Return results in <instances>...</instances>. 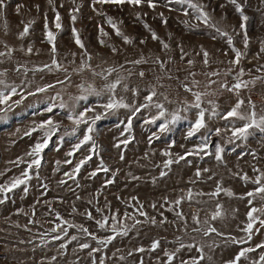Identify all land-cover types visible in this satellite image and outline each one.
Instances as JSON below:
<instances>
[{
  "label": "rangeland",
  "instance_id": "obj_1",
  "mask_svg": "<svg viewBox=\"0 0 264 264\" xmlns=\"http://www.w3.org/2000/svg\"><path fill=\"white\" fill-rule=\"evenodd\" d=\"M155 2L157 7L154 10L146 2L140 6L95 5L99 12L113 17L124 35L131 38L132 43L127 44L106 23L105 16L93 10L92 0H75L74 4L72 0H53L52 4L48 0H5L6 7L0 9V52L5 53L0 56V73H4L0 79L6 85L17 87L18 93L25 98L19 104H12V101L21 100L22 96L12 97L9 101L11 111L0 122V184L10 182L11 178L20 176L27 168V163L17 162L20 158L26 162L31 159L26 153L40 139L41 133L25 136V132L49 117L60 127L42 154L38 176L37 170L33 169L28 191L25 193V186L21 185L8 193L4 203H0V264H169L166 253L174 257L171 264H192L194 258L199 259L201 247L204 258L199 260V264H229L241 250L247 248L254 251L247 252L239 264H264L260 261L264 247H259L264 244V227L255 222L251 239L244 231L249 223L247 213L250 208H264V194H258L254 199L246 197V193L257 187L252 181L264 173V133L251 129L252 134L247 140L232 138L233 142L230 143L231 127H240L244 122L236 118H222L239 99L244 100L240 109L242 113L251 111V100L258 116L264 115V52L261 51L264 47V2L238 0L249 17L246 22L248 47L245 48V30L240 27L241 17L234 5L228 0H193V3L205 6L213 22L227 31L233 38L235 48L245 54L238 65L229 63L235 53L227 38L197 21L193 9L175 3L167 5L166 0ZM75 7H79L78 13H72ZM185 11H188V16L184 15ZM57 12L61 29L55 27ZM72 14L77 16L74 23ZM25 25L29 26V32L21 39L19 34ZM191 25L199 27H189ZM101 27L108 33L107 36L101 35ZM73 28L92 54V69L96 72L110 67L118 69L108 77V81L94 76L88 69L75 71L81 65V49L75 43ZM49 29L55 35V55L46 39ZM152 32L159 39H153ZM101 40L106 42L105 45L100 43ZM164 43L169 45L168 49L163 48ZM112 46L118 51L114 53ZM29 47L32 48L30 54L27 51ZM205 50L209 53L208 64L203 62ZM141 58L147 63H131ZM157 58L164 67L155 62ZM53 59L63 66L61 70H37L52 64ZM241 68L244 70L242 79L254 83L241 89L239 95L222 89V83L231 87L235 74ZM229 69L232 75L225 76ZM141 71L145 73L143 78L139 75ZM212 72H219L220 75H207ZM117 77H125L116 89L117 98L123 97L125 102L139 107L145 102L147 90L155 87L157 95L154 102L164 105L165 116L156 124H150L146 121L159 112L155 107L142 108L138 112L121 108L107 113L96 122L93 134L96 154L75 174V179H71L65 173H72L76 164L90 154L89 145H84L74 156L67 155L74 144L82 139L86 126L81 125L76 136H65L61 143L59 137L74 127L66 118L67 110L57 107L53 113H47L44 109L50 104L59 105L61 100L71 107L75 103L74 98L83 94L78 85H91L102 90L106 83L115 81ZM57 81L66 83L59 84ZM194 81H198V85ZM50 84L55 86L44 92L36 91ZM124 84L129 86V91L123 90ZM185 86L193 92L215 93L202 97V107L208 110L205 114L207 127L191 138L187 134L199 110L193 107L184 110L185 102L187 105L194 102L192 92L187 91ZM134 88H139L136 97L131 91ZM0 90H4V85H0ZM29 92L35 94L28 95ZM107 100V93L100 97L89 96L87 100L80 101L77 112L91 106L102 113L99 105ZM209 100L216 102L215 117L211 114ZM177 111L181 119L169 125V131L160 132L159 124L164 119L170 120ZM88 115L92 116L93 113ZM216 128L222 130L219 135L215 134ZM205 135L210 137L206 151L211 154L189 155L186 160L173 163L169 169L164 168V162L168 159L162 155L164 151H170L171 158L176 160L200 144V137ZM125 140L127 144L123 143ZM117 144L119 147H116ZM217 145L224 148L223 162L215 159ZM121 155L124 157L122 160ZM66 160L72 163H65ZM101 160L110 171H99L92 177L90 174L100 167ZM254 168L260 171L256 172ZM197 169L202 172L200 177L196 176ZM162 171L167 175L162 177ZM245 174L247 182L242 179ZM113 178L114 183L106 184L107 180ZM261 183L264 184V178H261ZM218 186L231 190L234 195L228 196L222 190L219 196L211 197L209 194L216 191ZM189 191L193 194L191 201L187 199ZM134 197L138 199L134 200ZM181 198L183 203L177 206L174 202ZM0 199H3L2 194ZM140 204L148 217L155 218L156 223L152 224L137 214L136 218L142 223L130 228L127 236H118L106 247H101L78 228H69L66 224L62 227L68 229V235L62 240L52 239L58 233L51 230L57 224H62L58 216L104 238L112 233L99 228L96 220L108 216L111 225V217L118 212L121 223L117 227H130L134 221L124 220V214L135 213L133 205L138 207ZM152 204L156 207L153 208ZM217 205L222 207L218 209ZM97 208L103 211L99 212ZM89 210L94 219L87 218L85 213ZM178 211H182L183 219L177 217ZM217 211L222 216L213 220L212 215ZM193 216L199 218L200 224L193 221ZM254 216L264 219V212L258 211ZM205 220L208 224L204 223ZM210 226L223 235L210 233L205 236L204 230ZM196 228L201 231H194ZM73 235L78 239L69 242ZM233 239L244 242L233 243ZM154 241L160 242L155 250L152 249ZM83 243L91 247L81 249ZM61 244H67V247L61 248ZM181 244L185 247H181ZM193 244L195 247H187ZM98 247L100 251H93ZM140 248L144 251H138Z\"/></svg>",
  "mask_w": 264,
  "mask_h": 264
},
{
  "label": "snow or ice",
  "instance_id": "obj_2",
  "mask_svg": "<svg viewBox=\"0 0 264 264\" xmlns=\"http://www.w3.org/2000/svg\"><path fill=\"white\" fill-rule=\"evenodd\" d=\"M147 3L148 7L151 9H155L157 7V4L155 2V0H92V6H93V10L97 11V13L99 15H104L106 18V23L114 30L115 34L119 37H121L125 43L127 44H131L132 40L130 37L124 35V33L121 31V29L119 28L118 24L114 21V18L111 16H107L106 13H102L99 12L98 9L95 8V5L97 3L99 4H114V5H124V4H129L132 6H140L143 3ZM262 2H264V0H262ZM49 4L53 3V0H48ZM72 3H75V0H72ZM180 4V5H187L188 8L193 9L195 12V19L197 21H199L200 23H202L205 27L213 29L218 35L222 36V37H226L227 38V43L232 47V51L235 53V57L232 61H230L229 63L231 64H236L238 65L241 61V58L245 55L244 53H242L239 49L235 48L234 43H233V38L231 35H229V33L227 31L222 30L220 27H218L217 23L213 22L211 15L209 14L208 11L205 10V6L201 5L199 3H193V0H166V4L167 5H171V4ZM228 3L232 4L235 6V10L236 12L239 13L240 17H241V29L245 30L244 33V45L245 48L248 47V37H247V33H246V22L248 21L249 17L247 15H245L244 12V5H242L241 3L238 2V0H228ZM6 7L5 4V0H0V9H3ZM19 7L17 11H19ZM37 9H39V6H36ZM79 12V7H75L72 9V13H78ZM185 16H188L189 13L188 11L184 12ZM160 16L163 18V13L160 14ZM77 16L75 14L71 15V20L73 21V23L76 21ZM164 23H166V20L164 21ZM187 24V22H185ZM47 29V25L45 26ZM55 27L57 29H61L62 25L60 23V15L57 12L56 13V17H55ZM146 28H149V31H151L150 27L145 24ZM189 27L195 28V27H199V25H191ZM29 32V26L25 25L23 31L19 34V38H23L25 35H27ZM100 32L101 35L103 36H107L108 33L104 31V28L101 27L100 28ZM73 34L75 37V43L77 44V46L81 49V65L79 68L75 69V71L78 72H83L85 69L91 70L94 76H100L101 78H103L105 81H108V77L111 76V74L113 72L118 71V69L114 68V67H110L108 69H106L105 71L102 72H96L94 69H92L91 63L90 61L92 60V54L89 53L87 51V49L85 48L84 43L81 41L80 37H79V33L78 31L73 28ZM152 38L153 39H159V37L157 36V34L155 32H152ZM46 39L48 41L49 44H51V52L53 55L56 54L57 50H56V46H55V35L54 33L49 29L46 31ZM144 41H141V43H143ZM100 43L102 45H105V41L101 40ZM163 48L164 49H168L169 45L167 43L163 44ZM11 51V50H10ZM28 53L30 54L32 52V48L29 47L27 49ZM112 51L115 53L118 50L112 46ZM181 51L183 52V49L181 48ZM262 52H264V47H262L261 49ZM10 54V53H9ZM5 55L4 52H0V56ZM75 53H73V57H75ZM208 57H209V53L205 50L203 53V62L205 64H208ZM160 63L161 67H164L163 63L159 61V58H157V61ZM131 63L133 64H141V63H147V60L141 58L138 60H134L131 61ZM189 63H192V61H189ZM62 65L56 60L53 59L52 64L50 65H44L42 68L37 69L39 71H44L45 69H47L48 71H52V70H61L62 69ZM262 68H264V66H262ZM65 72L67 71L66 68L63 69ZM260 69H258L259 71ZM0 75H4V73H0ZM140 77L143 78L145 73L143 71H141L139 73ZM194 75V74H192ZM207 75L209 76H218L220 75L219 72H212V73H208ZM232 75V70L229 69L226 73L225 76H230ZM244 75V70L243 68L240 69L239 72H237L235 74V82L231 85V87L228 86L227 83H222L220 85V87L224 90H227L229 92H234L237 95H239V92L241 89H245L248 88L249 84L254 83V81H245L242 79ZM67 79L70 80V77H68ZM125 79V77H117V79L115 81L112 82H108L104 85V88L102 90H97L94 86L91 85H78V87H80L82 89V95H80L79 97H75V103L69 107L66 103H64L61 100V103L59 105L56 104H50L48 105L44 111L47 113H53L54 109L59 107L60 109H65L66 111V118L72 122V124L74 125V127L72 128V130L70 132L66 131L65 134L63 136L59 137V142H63L65 136H76L77 133L80 130L81 125H85V131L83 134L82 139H79V141L74 144L72 151H69L67 153L68 156H74V154L79 151L84 145H89V155L86 156L84 159L80 160L78 164H76V166L73 169L72 173H65L66 176H68L71 179H75V174H78L81 170V168L92 159V156L94 154H96V149H97V145H96V141L94 139V133L96 131V122L101 120L107 113L112 112V111H117L121 108L124 109H129L130 111L133 112H138L140 111L142 108H149V107H155L156 109L159 110L158 115L153 116L150 120L146 121V123H150V124H156L157 121L162 120V118H164L165 116V109H164V105L162 103L159 102H154V97H156L157 95V91L155 87H151L149 88L148 91V95H146L144 97L145 102L140 105L139 107H136L135 105L129 104L127 102H125L123 97L117 98L116 97V89L121 85V83L123 82V80ZM57 83L59 84H64L66 83V81H57ZM193 83L198 85V81H194ZM210 83H216V81H210ZM0 85H4V90H0V105L5 106V107H0V122H3L6 118V115L9 111H11L12 108V104H19L22 102V99H24L25 97L22 96L21 93H18L17 87L15 86H9L5 84V81L0 79ZM55 85H47V87H40L38 88L36 91L37 92H44L47 90V88H52ZM186 90L189 92H192V95L194 96V102L191 105H187V102H185V108L184 110L187 111L188 107H193L198 109V117L194 123V125L189 129L188 131V138H191L192 136H194L197 132H199L201 129H205L207 127L206 123H205V114H206V109H204L202 107V97L203 96H208V95H215V93H208V92H193L191 88H188L187 86H185ZM124 91H129V86L127 84H124ZM131 91L133 92V96L136 97L139 95V88H134L131 89ZM105 93H107L108 95V100L106 103H103L101 105H99V107H101L103 109V112H96L94 107L91 106H86L84 107L81 111L77 112V108L79 107V103L81 100H87L89 96H97L100 97L102 95H104ZM35 93L33 92H29L28 95H34ZM16 95H21L22 98L21 100H16V101H12V104H9V101L12 100V97L16 96ZM161 95H163L161 93ZM57 96H59V94H57ZM55 99V98H54ZM165 99L167 100V96H165ZM171 102V101H169ZM208 104L211 105V114L212 116H216L217 115V111H216V102L213 100H209ZM244 104V100L243 99H239L237 101V103L235 104L234 107H232L227 113H225L223 115V119L224 120H229L230 118H236L240 121H243L244 123L242 124V126L240 127H236V126H232L230 131H231V138L229 139V142H233L234 138L235 140H247L248 137L252 134L251 133V129H255V130H259L261 133H264V115H260L258 116L257 112L255 111V104L254 102H252L251 100H249V104L251 106V111L247 114L242 113L240 111L242 105ZM179 111V110H178ZM178 111L176 113H173L171 116L170 120L164 119L162 123L159 124V130L160 132H167L169 131V125H174L176 124L180 119L181 116L178 114ZM88 113H93L92 116H89ZM131 124L129 121V125L128 127L130 128ZM59 123L55 122L51 117H49L48 119L40 122V124L36 127H33L30 131H27L24 133L25 136H31L34 132H40L41 133V137L40 139H38L35 144L31 147V149L26 153L27 156H29L31 159L29 161H24L23 158H20L18 160V164L19 163H27V168L20 174V176L17 177H13L11 178L10 182L6 183V184H0V194H2L3 199H0V203H4L7 199H8V193H11L14 189L20 187L21 185H24V191L25 193L28 191L27 185L28 182L33 178V169L35 168L37 170L36 175L38 176V169L41 166V162L43 159V152L45 149H47L49 147V143L52 140L53 136L56 135L57 131L59 130ZM221 129L220 128H216L215 129V134L219 135L221 133ZM158 138V137H157ZM209 136L205 135V136H201V143L198 145H195L193 147V149L189 150V152L186 153V155H181L178 156V158L176 160H173L172 157V153L170 151H164L162 153V155H164L165 157H168V159H166V161L164 162V168L165 169H169L170 166L173 163H179L181 160H186V156L189 155H200L201 153H204L206 155L211 154L208 153L206 150L209 148ZM151 137L149 138V140L151 141ZM127 140L123 141V143L127 144ZM116 147H119V144L116 145ZM224 152V148L220 145L216 146V151H215V159L218 162H223V154ZM124 157L123 155H121L120 159L122 160ZM59 164V162H57ZM65 163H72L71 160H66ZM99 171H103L105 173L109 172L110 169L104 164L103 160H101L100 162V167L92 172L90 175L92 177H94L97 172ZM203 171H209V169H204ZM254 171L259 172V169H255ZM160 175L163 177L165 175H167L166 172L162 171L160 173ZM202 175L201 170L197 169L196 171V176L200 177ZM211 178V177H210ZM261 178H264V173H260L256 179L254 181H252L254 184L257 185V187L254 189V191H250L248 193H246V197L248 198H252L254 199L258 194H264V184L261 183ZM133 179H138V177H133ZM242 179L244 181H248V177L247 174H245ZM60 183H67V181H60ZM114 183V178L107 180L106 184H111ZM44 187L46 188L47 185H44ZM223 189H221L219 186L217 187L216 191L210 193L209 195L213 198L219 196L220 192ZM226 192V194L228 196H233L234 193L231 192V190H223ZM197 195H200V193H197ZM193 194L191 191H189L187 199L189 201L192 200ZM79 198V197H78ZM243 198V197H242ZM264 198V197H262ZM134 200L138 199V198H133ZM251 199L249 200V203L251 204ZM89 203H91V201H89ZM177 206L180 205L181 203H183V198L178 199L174 202ZM133 207H135L136 211L133 214H129V213H125L123 219L124 220H128L131 219L134 221V223L129 227L126 225H122L121 227H117L118 224L121 223L120 219H119V213H115L113 214V216L111 217V220L113 221V223L110 225L109 224V217L108 216H103L101 220H96V224L98 225L99 228L105 230V231H110L112 233V235L106 236L104 238H99L97 237L95 234L91 233L88 231L87 228L83 227L82 225H74V224H70L68 221L63 220L62 217L58 218L62 221V224H57L51 231L52 232H56L58 233L57 235L53 236L52 239L53 240H62L64 238V236L68 235V229L67 228H63L62 225H68L69 228L71 227H76L78 228L81 232L85 233L87 236L92 237V239L96 240L97 243L101 246V247H106L107 245L111 244L118 236H127L129 234L130 228H135L138 224H141L142 221H140L139 219L136 218L137 214L139 216H143L146 218V220H150L152 224L156 223V220L154 217H148L147 212H145L143 210V205L140 204L138 207L133 205ZM152 207L155 208L156 205L152 204ZM221 205H217V208H221ZM99 212H102V209L97 208L96 209ZM264 212V208L262 209H257L256 207H251L249 212L247 213V217H248V221L249 223L247 224V227L244 229L245 232L248 233V237L249 239H251V234H252V230L254 227V223L255 222H259V224L264 227V219H259L258 217L254 216V213L256 212ZM86 216L88 219H94L92 216L91 211H87ZM177 217L179 218H184L183 217V213L182 211H178L176 213ZM222 213L220 211H217L216 213H214L212 215V219L215 220L218 217H221ZM193 221L196 224H200V220L197 216H193ZM186 222V221H185ZM205 224H208V221L205 220L204 221ZM194 231H201L200 228H196L193 229ZM62 232V234H60ZM210 233H217L218 235H223V233H219L217 231V229L215 227H208L206 230H204V235L207 236ZM78 237L73 235L70 238L71 242L72 240H77ZM244 241H236L233 239V243H243ZM159 241H154L152 244V249L155 250L157 247H159ZM67 244H61V248H66ZM91 246L88 243H83L80 245L81 249H87L90 248ZM181 247H185V245L181 244ZM187 247H195V245H188ZM259 247H264V244L259 245ZM101 248H95L93 249V251H100ZM138 251H144L143 248L138 249ZM201 255L199 257V259H193L192 264H199V260H202L203 257V248L201 247L199 249ZM254 251V249L252 248H247V249H243L241 250L232 261L229 262V264H239V261L241 260L242 257H244L246 255L247 252H251ZM166 255H168L169 257V264H171L172 259L174 258L172 255L166 253ZM123 258V257H122ZM54 259V258H53ZM260 261L264 262V255H262L260 257Z\"/></svg>",
  "mask_w": 264,
  "mask_h": 264
}]
</instances>
